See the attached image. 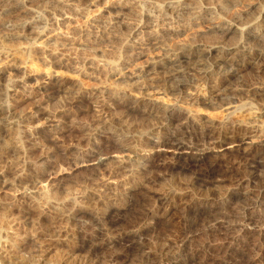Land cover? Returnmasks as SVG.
Returning a JSON list of instances; mask_svg holds the SVG:
<instances>
[{"label":"bare ground","instance_id":"bare-ground-1","mask_svg":"<svg viewBox=\"0 0 264 264\" xmlns=\"http://www.w3.org/2000/svg\"><path fill=\"white\" fill-rule=\"evenodd\" d=\"M44 1L0 0V37L27 39L0 52L6 59L0 63V84L6 91L0 100V138L11 134L0 154V264H130V255L137 252L149 264H192L196 251L179 254L193 239L185 224L193 226L196 216L204 213L212 219L205 249L216 252L213 260L221 254L222 261L263 264L264 185H252V179L260 181L264 171V119L259 123L230 118L236 110L230 95L245 94L264 103V80L245 88L231 85L248 67L264 73V0L252 3L260 7L258 16L250 7L244 11L251 18L248 28L221 22L211 29L217 36L212 41L194 37L176 44L166 40L207 21L224 5L244 0H120L107 5L111 15L105 25L110 32L92 38L65 29L83 15L81 3L100 0H52L36 12L34 7ZM163 8L177 24L142 37ZM123 30L128 39L115 33ZM231 35L233 40L221 41ZM116 38L125 41L115 56L126 62L101 63L96 59L101 50L94 44H111ZM135 50L138 56L148 51L153 55L132 68L129 61ZM22 53L47 60L56 72L73 67L79 74L97 76L100 85L84 91L62 73L37 76ZM109 76L115 78V86L107 83ZM62 93L70 96L68 108L51 110L50 102ZM208 93L218 96V107L226 112L220 121L204 119L179 104L198 103ZM160 95L172 101L165 103ZM27 103L31 108L25 111L22 106ZM259 105L264 113V104ZM83 113L90 114L89 121L76 125ZM17 115L31 124L23 135L30 148L24 149L21 135L7 127ZM105 129H125L126 134L107 137L104 146L99 136ZM45 130L53 133L54 141L78 132L80 142H93L86 159L69 167L72 174L85 169L82 179L67 177L64 170L51 172L41 158H31L33 149L46 147ZM188 139L196 142L190 145ZM174 173L179 175L175 182L161 184L162 176ZM62 181L64 188L73 189L71 194L57 192ZM195 187L204 190L200 196H193ZM6 188L17 189L10 202L2 200ZM138 190L154 204L122 221ZM84 215L101 216L102 230L118 232L119 253L112 252L104 261L92 258L111 240L78 222ZM161 225L173 226L175 232L159 244L146 240V233ZM250 237L255 239L249 241ZM51 252L59 258L50 263L46 258Z\"/></svg>","mask_w":264,"mask_h":264},{"label":"rangeland","instance_id":"rangeland-1","mask_svg":"<svg viewBox=\"0 0 264 264\" xmlns=\"http://www.w3.org/2000/svg\"><path fill=\"white\" fill-rule=\"evenodd\" d=\"M50 1V2H48ZM117 1L120 0H100L99 3H94L91 4L89 2H83L81 3L82 7L85 8V11L83 15L76 17L73 21L72 24L70 23V26L66 28L65 30L70 31L74 30V33L77 31H82V34H87V36H90L91 38L94 35H104L109 33L110 31L107 29L106 25L108 16L111 14L108 11V6L110 3H116ZM253 1L255 0H244L240 3H234V4H229V5H224L219 11L214 12L213 14L209 15L207 21L205 20L203 23L200 25H194L191 28L189 27L186 31L181 32L177 36H169V38L166 40V42L169 44L170 43H179L184 40H189L190 38L193 39L194 37L197 40L202 39V41H212L216 39L217 37L213 31L211 32V29L213 26H216L220 24L221 22H225L228 24H237L241 28H248L249 27V20L251 19L249 15H247L244 11L249 9L254 13V15L258 16L260 13V7L253 5ZM76 2V1H75ZM256 2V1H255ZM48 3H52V0H46L42 2L41 5L35 6L34 10L36 12H40L43 10L45 5ZM49 5V4H48ZM47 5V6H48ZM108 5V6H107ZM247 8V9H246ZM164 9V8H163ZM151 12L154 15H156L154 12H152V8H150ZM165 10V9H164ZM162 10L158 12V19L156 17H152V23H150V27L148 30H145L144 33L142 34L143 36L148 35L149 33L155 31V30H160L162 27H168L171 25H176L177 21L173 19V15L169 13L170 10ZM259 11V12H258ZM171 12V11H170ZM244 14L240 16V13ZM257 12V13H256ZM41 13V12H40ZM160 13V14H159ZM39 15V13H37ZM103 16V17H102ZM95 18H99L100 21L95 22ZM107 18L106 20H104ZM154 18V19H153ZM249 19V20H248ZM103 20V21H102ZM156 22H155V21ZM173 21V22H172ZM104 23V25H103ZM174 23V24H173ZM157 24V25H155ZM168 24V25H167ZM170 24V25H169ZM197 26V27H196ZM208 26V27H207ZM156 27V28H155ZM210 27V28H209ZM105 28V29H104ZM201 29V30H200ZM209 29V30H208ZM64 30V31H65ZM107 33H106V31ZM63 31V32H64ZM65 31V32H67ZM99 31V32H98ZM104 31V34H103ZM263 31V30H262ZM260 30V32H262ZM76 32V33H77ZM102 32V34H101ZM200 32V33H199ZM116 34L119 33L120 35L128 37L127 31L123 30L120 32H115ZM147 33V34H146ZM93 34V35H92ZM114 34V33H113ZM127 35V36H126ZM205 37V38H204ZM10 38V37H9ZM194 38V39H195ZM5 39V40H4ZM221 39V37H220ZM234 39V35H231L229 37H225L221 39L223 42L231 41ZM120 40V41H119ZM119 41V42H117ZM124 41H121L120 38H116L115 40L110 42L107 40L105 42H101V44H94L96 49H100L101 51H97V55L95 53H92L96 55L97 60H109V61H114L117 65L120 64L119 62L122 61L123 63L126 62L124 59H118L116 58L115 55H117V49H119L118 52H120L124 46ZM114 42V43H113ZM24 43H27V39L22 38V37H11L10 39L0 37V52L7 50L8 49H13L16 48ZM117 43V44H116ZM119 43V44H118ZM122 44V45H121ZM117 45V47L115 46ZM5 47L4 49H2ZM72 48H75L74 46ZM117 48V49H116ZM98 49V50H99ZM108 52L107 54L104 52ZM159 51V49H158ZM161 51V50H160ZM101 52V54H100ZM104 52V53H103ZM152 53V54H151ZM155 53V52H154ZM2 54V53H1ZM23 54V53H22ZM21 54V55H22ZM137 50H135L134 57L128 62L130 67L136 68L138 66H141V64H145L147 60L153 55V52H147L146 54H141V55H136ZM25 60L27 61L28 65L31 66L32 70L37 74V76H45L46 74H51V73H62L70 78L72 82L77 83L80 85L81 89L86 91V90H91L93 88H96L100 85L101 80L97 76H90V75H85V74H79L76 72V69L73 67H68V68H63L61 69L62 71L56 72L55 68L45 59H40L37 55L35 54H23ZM105 56V57H104ZM5 56L0 55V63L4 62ZM102 63V62H101ZM121 67V65H120ZM114 77L109 76V79L107 80V83H113L115 82ZM110 80V82H108ZM264 80V73L258 72V69L255 67H248L244 69L239 77L233 78L231 81V85L233 87H239V88H245L247 85H252L255 86L257 82H261ZM114 81V82H113ZM116 83V82H115ZM114 83V84H115ZM255 83V84H254ZM7 84V83H6ZM13 84V83H12ZM8 85V84H7ZM9 86V85H8ZM115 86V85H113ZM124 86V85H123ZM129 91L128 93H131L132 95H137L138 90L137 89H132V88H126ZM130 89V90H129ZM132 89V90H131ZM215 93H208L206 99H200V102L194 103V104H188V103H179L180 106L182 105L183 110H188L192 111L193 113L201 116L202 118H210L212 120L220 121L223 118H225V111L222 110V108L218 107L219 103L217 101L218 96ZM224 95V94H222ZM6 96V91H5V86L4 84H0V100L4 99ZM230 96L235 97L234 100H231L232 103L231 105L235 106L236 109L232 114H230V118L234 119H242V120H259L261 123V120L264 119V113L263 110L261 109L259 104H264L261 101H258L255 99L253 96H248L245 94H231ZM161 100L165 103H170L172 101L171 98L168 96L160 95ZM69 94L62 93L60 94L59 97L54 99L52 102H50L49 107L51 110L57 109V108H68L69 104ZM214 98V99H213ZM213 99V100H212ZM31 103H27L26 105L22 106V109H25V111L29 108H31ZM232 109V110H233ZM261 111H260V110ZM256 111V112H255ZM255 112V113H254ZM249 113V114H248ZM251 113V114H250ZM253 113V114H252ZM253 116V117H252ZM251 117V118H250ZM90 119V114L83 113L79 116L77 119L76 125H81L85 124L89 121ZM142 122H146L143 119L140 120ZM264 121V120H262ZM1 122V121H0ZM43 120L40 121L42 123ZM264 125V122H262ZM30 123L26 120H23L20 115H17L14 118V123L13 125H8L7 127L9 128L10 126H13L15 130L21 135V144L23 145L24 149L30 148L31 144L29 142H26V138H24V132L29 129ZM7 128V129H8ZM52 132L49 130H45L44 133H42V139L47 142L46 147L43 148H37L33 149L32 157L35 158H41L39 162L43 165L44 168L50 170L51 172L54 170H64V175L67 177H76L78 176L79 179H82L84 175L87 174L85 169H81L78 172H75L74 174L70 173L71 170H69V167L72 168L73 162H83L86 159V153L89 150L94 149V144L93 142H80V137L81 134L78 132H73L70 134L69 132L64 135V138L61 140H52ZM126 134V131H118V130H112V131H107L106 129L104 132H102L99 136L100 140L99 143H102V145L107 146L108 144L105 142L107 137L111 138L112 136H119L123 137ZM10 133L7 132L6 134H3L0 138V154L5 150V148L8 146L9 143V138H10ZM156 140V138H154ZM188 142L190 145H193L196 140L194 139H188ZM11 145V144H10ZM209 145H205V147H208ZM44 151H48L46 154H43L40 156ZM107 152V150H103V153ZM40 156V157H39ZM72 163V164H71ZM71 164V166H70ZM261 180H254L252 179V185H257L258 187L261 185H264V171L261 173ZM179 178L178 174H167L166 176H162L160 180L161 184L170 186L173 182H175ZM60 190L57 192L59 193H65L64 195H69L73 192V189H71L69 186L64 188V181L60 185H57ZM64 188V189H63ZM5 195L3 194L2 200L10 202L12 195L17 192V189H11V188H6L5 190ZM204 190L200 189L199 187H195L193 189V196L197 197L202 194ZM63 195V196H64ZM57 198V197H55ZM132 202H133V208H128L123 211L122 215V221H129L135 217V215L142 211V209L152 206L154 204V201L149 199L145 192L143 190H138L137 194L132 197ZM196 209V207H194ZM104 210L100 211L103 213ZM198 211V210H197ZM196 211V212H197ZM192 215V214H191ZM212 219L207 216L205 213L200 214L196 216L195 222L193 226H190V223L185 224L187 227L188 231H192L191 234L193 235V239L191 243L189 244L188 248L186 251H183L179 254H188L192 251H196L197 253V259L194 261L192 264H237V261L235 260H221L220 256L221 254H218V257L213 260L214 256H216V252H214L212 249L207 250L205 249L206 241L209 240L206 230L207 228L210 227L212 224ZM82 225H86L89 227V230L92 232H100L102 231L104 233V237L110 239L111 241H106L104 244L101 245V247L97 250H95L92 253V258L96 261H104L107 260L110 257V254L112 252L119 253L121 251V245L118 244V232L117 231H106L102 230V218L100 217H92L89 215H84L81 217V219L78 221ZM155 229V230H154ZM153 230L148 231L146 234V240L152 242V243H160L163 239L167 238L170 234H173L175 230H173L172 227L168 226H158L157 229L154 228ZM93 232V233H95ZM255 237H250L249 241H253ZM217 242V241H216ZM53 257V258H52ZM59 256H57V253L51 252L46 259L47 262L49 261L54 262ZM131 257V258H130ZM129 257V263L130 264H149V262L145 261L141 257V253L137 252L134 254H131ZM86 262V260H84ZM74 264H77L76 262H73ZM72 262L70 264H73ZM98 264H100L98 262ZM264 264V262H263Z\"/></svg>","mask_w":264,"mask_h":264}]
</instances>
